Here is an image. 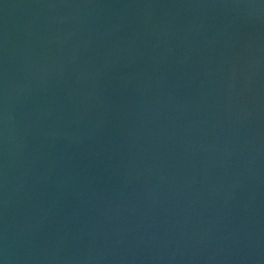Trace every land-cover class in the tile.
<instances>
[{
  "label": "water",
  "instance_id": "obj_1",
  "mask_svg": "<svg viewBox=\"0 0 264 264\" xmlns=\"http://www.w3.org/2000/svg\"><path fill=\"white\" fill-rule=\"evenodd\" d=\"M0 264H264V0H0Z\"/></svg>",
  "mask_w": 264,
  "mask_h": 264
}]
</instances>
